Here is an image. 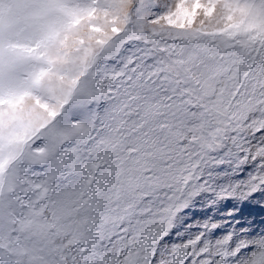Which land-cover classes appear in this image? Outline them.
Instances as JSON below:
<instances>
[{
  "label": "snow or ice",
  "instance_id": "1",
  "mask_svg": "<svg viewBox=\"0 0 264 264\" xmlns=\"http://www.w3.org/2000/svg\"><path fill=\"white\" fill-rule=\"evenodd\" d=\"M225 200L264 208V0H0V264H264Z\"/></svg>",
  "mask_w": 264,
  "mask_h": 264
},
{
  "label": "rangeland",
  "instance_id": "2",
  "mask_svg": "<svg viewBox=\"0 0 264 264\" xmlns=\"http://www.w3.org/2000/svg\"><path fill=\"white\" fill-rule=\"evenodd\" d=\"M233 207L239 208L241 211L244 212L245 216H247L248 211H253L254 213H260V218H264V208H261L257 204V201L245 202L240 200H225L211 212H209L206 208L195 209L193 210V213H190V216L197 218V222L205 214L212 215L214 217H222L225 216L227 212Z\"/></svg>",
  "mask_w": 264,
  "mask_h": 264
}]
</instances>
